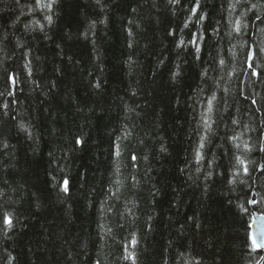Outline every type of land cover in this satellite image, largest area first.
Listing matches in <instances>:
<instances>
[{"label":"trees","instance_id":"trees-1","mask_svg":"<svg viewBox=\"0 0 264 264\" xmlns=\"http://www.w3.org/2000/svg\"><path fill=\"white\" fill-rule=\"evenodd\" d=\"M262 147L264 0H0V264H264Z\"/></svg>","mask_w":264,"mask_h":264},{"label":"snow or ice","instance_id":"snow-or-ice-1","mask_svg":"<svg viewBox=\"0 0 264 264\" xmlns=\"http://www.w3.org/2000/svg\"><path fill=\"white\" fill-rule=\"evenodd\" d=\"M170 3L172 4H178L179 3V0H169ZM17 3H19V0H17ZM55 4V0H47V2L45 3L44 0H35V5L38 6V7H41V8H46V9H49L51 10L53 5ZM45 19H47L49 22H51V16H46ZM253 65H254V62H253ZM253 65H249V67H253ZM253 74H256L255 72H253ZM9 79V82L11 84H15V77L14 75L12 76H9L8 77ZM235 123V122H234ZM233 139H236V137H233ZM78 144L81 143L80 140H77L76 141ZM203 145H201L202 147ZM237 147H239V145H237ZM244 147L247 149L248 148V145L245 144ZM261 151H264V147L261 148ZM132 160L135 161L136 160V156L133 155L132 156ZM236 161L237 163L241 164V165H244L245 162L244 160L240 159L239 157H236ZM244 171L245 173L247 172V167L245 166L244 167ZM63 188H64V191L67 192L68 191V181L65 180L64 181V184H63ZM3 222L7 225H11L12 224V219L11 217L5 215L4 218H3ZM133 244H134V241H133Z\"/></svg>","mask_w":264,"mask_h":264},{"label":"water","instance_id":"water-1","mask_svg":"<svg viewBox=\"0 0 264 264\" xmlns=\"http://www.w3.org/2000/svg\"><path fill=\"white\" fill-rule=\"evenodd\" d=\"M257 202L256 194L251 201V205L255 206ZM252 238L258 249L264 250V211L258 212L254 210L252 220Z\"/></svg>","mask_w":264,"mask_h":264},{"label":"bare ground","instance_id":"bare-ground-1","mask_svg":"<svg viewBox=\"0 0 264 264\" xmlns=\"http://www.w3.org/2000/svg\"><path fill=\"white\" fill-rule=\"evenodd\" d=\"M252 218H253V214H252ZM256 246V245H255ZM257 248V247H256ZM258 249V248H257ZM259 250H261V249H259ZM262 262H263V259H261L260 261H259V263L258 264H262Z\"/></svg>","mask_w":264,"mask_h":264}]
</instances>
